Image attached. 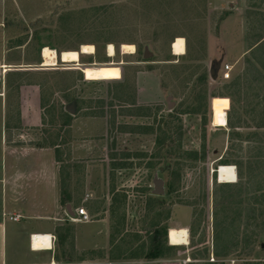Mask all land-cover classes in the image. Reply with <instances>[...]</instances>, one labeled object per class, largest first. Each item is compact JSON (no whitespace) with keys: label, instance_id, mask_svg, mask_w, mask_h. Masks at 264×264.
<instances>
[{"label":"rangeland","instance_id":"rangeland-1","mask_svg":"<svg viewBox=\"0 0 264 264\" xmlns=\"http://www.w3.org/2000/svg\"><path fill=\"white\" fill-rule=\"evenodd\" d=\"M5 10L7 27L29 28L25 58L36 68L46 65L45 48L80 53L79 66L58 61L31 76L76 211L89 223L107 217L115 242L127 240L132 253L146 254L156 227L168 247L169 229L186 228L188 245L173 252L188 250L192 264H264V48L256 51L264 0H0V22ZM177 38L182 56L172 52ZM220 60L229 78L219 71L213 80ZM94 66L102 71L89 73ZM193 153L200 160L189 161ZM220 166L235 168L237 183H219ZM156 173L162 197L152 194ZM159 202L165 209L156 212ZM38 224L49 230L53 221ZM103 227L74 224L72 236L79 247L101 245Z\"/></svg>","mask_w":264,"mask_h":264},{"label":"crops","instance_id":"crops-1","mask_svg":"<svg viewBox=\"0 0 264 264\" xmlns=\"http://www.w3.org/2000/svg\"><path fill=\"white\" fill-rule=\"evenodd\" d=\"M3 16L5 21L0 22V264H192L187 261L191 259L188 250L175 254L170 244L172 249L156 260L145 259L142 252L132 253L127 240L115 242L112 224L105 216L91 223L73 220L78 217L73 197L69 191L67 202L63 197V158L58 155L57 146L46 143L41 87L31 78L50 69L43 66L38 69L35 66L39 61L26 60L24 50L30 43L29 28L7 27L6 20L13 16L7 10ZM67 204L75 217L67 213ZM15 215L21 216L19 222L9 219ZM46 220L53 221L49 230L38 224ZM94 223L104 225L98 232L104 244L79 247L72 236V226ZM35 235L54 237L51 247L50 244V248L35 247L32 242ZM96 235L92 234L90 242L95 241ZM71 243H75L73 247Z\"/></svg>","mask_w":264,"mask_h":264},{"label":"bare ground","instance_id":"bare-ground-1","mask_svg":"<svg viewBox=\"0 0 264 264\" xmlns=\"http://www.w3.org/2000/svg\"><path fill=\"white\" fill-rule=\"evenodd\" d=\"M185 41L182 38H177L172 43V52L176 56H182L185 54L186 48H185ZM122 51L126 54H133L134 53V47L131 45H122L121 47ZM108 56L113 57L115 55V49L113 45H108L107 48ZM82 54H93L94 53V47L93 46H83L82 47ZM42 57L45 59L46 65L44 67H49L58 65V61L62 63H74L75 65L80 63V53L76 51H66L62 52L59 56H57L55 53L50 52L49 49H44L42 52ZM43 59V63H44ZM43 65V64H42ZM78 66V65H76ZM216 123L217 126L220 128H224L227 126L226 121V115L224 113L219 112V114L216 117ZM218 180L220 183L223 184H235L237 183V175L236 170L232 166H220L218 171ZM43 240L41 241H34L35 247L38 249H41L42 247H49V236L43 235ZM188 238L189 234L187 229L185 228H172L169 230L168 235V241L171 246H183L188 245Z\"/></svg>","mask_w":264,"mask_h":264},{"label":"trees","instance_id":"trees-1","mask_svg":"<svg viewBox=\"0 0 264 264\" xmlns=\"http://www.w3.org/2000/svg\"><path fill=\"white\" fill-rule=\"evenodd\" d=\"M259 40H264V28H263V31L261 32L260 36H259ZM263 48H264V41L259 46H257L256 51L262 50ZM254 57H255V55H254ZM88 71H89V73L90 72L93 73V72H100V71H102V69L94 66V67H89ZM88 78L90 79V76H88ZM98 78H99V76H98ZM204 153H205V151H204ZM204 153L202 154L201 160H205V154ZM193 154L194 155H192V158L189 159V161L196 162V161L200 160V159H198V157H196L197 153H193ZM261 173L263 174V177H264V162H261ZM63 183H64V185L68 186L67 185L68 180H67L65 175L63 177ZM64 185H63V190H64L63 197H64V202H67L69 200V198L67 196L68 195L67 194L68 189ZM164 209L165 208H163L162 203L159 202L158 205H156L154 211L161 212V210H164ZM151 233H152V240H151L150 247H149L148 251L146 252V254H143V256L145 259H148V260H156V259L164 257L167 254V250L172 249V248L167 246V241H166L167 233L164 232L160 227H156V228L152 229ZM231 243H233V242H231ZM216 247L217 248L215 249V254H217V256H219L218 245H216ZM251 251H252V249H251Z\"/></svg>","mask_w":264,"mask_h":264},{"label":"water","instance_id":"water-1","mask_svg":"<svg viewBox=\"0 0 264 264\" xmlns=\"http://www.w3.org/2000/svg\"><path fill=\"white\" fill-rule=\"evenodd\" d=\"M153 57V54L149 51L148 48H145V51H144V58L145 59H149ZM80 64V63H79ZM79 64L77 63L76 65L79 66ZM221 65H222V60L220 61H213L212 64H211V69H210V76L213 80L217 79L218 78V75H219V71L221 69ZM81 70V69H79ZM82 72V70H81ZM170 97L167 99V103L170 104ZM171 107V105H169V108ZM67 111L74 114L75 113V110H74V106L73 105H70L67 107ZM166 171L165 168H161L159 170V172H163V171ZM152 194L155 195V196H159V197H162V196H165L166 194V187H165V181L159 176V173H156L155 176H154V179H153V191H152ZM66 211L67 213L71 216V217H75V214L74 212L72 211V208L69 204L66 205ZM264 248V244L262 245V249Z\"/></svg>","mask_w":264,"mask_h":264},{"label":"built area","instance_id":"built-area-1","mask_svg":"<svg viewBox=\"0 0 264 264\" xmlns=\"http://www.w3.org/2000/svg\"><path fill=\"white\" fill-rule=\"evenodd\" d=\"M229 73H230V67L228 65L221 66L220 75L224 79L229 78ZM77 216H78L77 219L74 218L73 220L79 221L82 223H89L90 222L89 216H88V214L84 208L77 210ZM9 219L11 221H14V222H19L21 220V216L20 215L10 216ZM42 237H43V235L32 236V242L34 243V241H41V240H43ZM49 237H50L49 242H50V247H51V244H52V241L54 240V237H52V236H49ZM41 249H44V247H42Z\"/></svg>","mask_w":264,"mask_h":264}]
</instances>
